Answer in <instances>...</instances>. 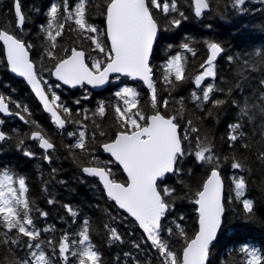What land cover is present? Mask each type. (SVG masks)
I'll use <instances>...</instances> for the list:
<instances>
[{"label":"trees","instance_id":"16d2710c","mask_svg":"<svg viewBox=\"0 0 264 264\" xmlns=\"http://www.w3.org/2000/svg\"><path fill=\"white\" fill-rule=\"evenodd\" d=\"M208 2L209 10L199 17L195 15L192 0H177L178 12H183V17L178 12L170 13L168 17L160 15L159 12L155 13L161 27L160 39L151 58L155 71L153 78L157 80L158 98L161 101L156 110L167 116L177 115L179 112L178 120L182 130L186 129L187 121L192 120L199 128L201 138L206 137L213 145L215 154L220 157V173L225 183V213L217 239L211 246L208 264H244L246 257L241 251L244 246L264 253V159L260 158V153L264 151V116L259 113V106L264 105L261 100V95L264 94V84L261 83L264 81V0H246L242 13L232 7L233 0ZM53 4L59 5L61 0H21L27 22L23 31L17 33L13 0H0V29L6 28L17 33L21 39L32 45L31 57L40 75L50 80L51 85L47 86H51L60 96V101L72 110L70 119L80 123L67 122L63 129L55 127L26 84L9 73L0 43V95L26 106L30 115L23 112V108L17 109L14 104H9L13 112L20 111L31 121L25 123L18 117L5 118L0 114V119L4 121L0 128L10 137L0 142V168L11 169L17 176L26 179L27 196L32 207L30 215L36 227L52 228L51 231L42 233L45 241H58L65 231H79V221L87 219L92 242L102 254V264H128L123 255L125 252H132L142 264H159L157 253L150 250L149 245H142L140 252L132 247V241L140 242L144 239L142 230L105 195L98 179L84 174L80 166L86 165L92 156L98 157L100 161L110 159L99 145L114 138L119 131L112 109V105L120 103L115 92L124 86L134 88L140 94L143 112L148 115L154 111L149 90L141 82H132L128 77H120L119 80L114 77L106 88L99 91H92L86 86L74 90L55 88L48 71L55 61L45 56L46 41L40 32V26L46 24L49 7ZM97 4L104 5L102 0H89L88 17L92 24L103 31L104 16L96 14ZM172 18L181 20L179 27H169L168 21ZM76 39L75 34L66 31L58 41L60 47L56 50L57 55L62 57L63 49L72 46L89 50L90 42L74 44ZM185 42L193 48L195 56L183 52L181 45ZM206 42L219 43L224 50L221 57L214 62L216 78L205 81V85L213 83L217 88L223 89L213 93V99L225 101L215 107L211 103L198 107L192 100V93L200 92L193 81L207 56ZM178 52H183L186 57L187 79L176 82L169 88L162 79V68L166 60ZM257 52L260 54L257 55ZM230 56L233 57L232 62L228 60ZM245 60L247 64L244 63ZM85 96L88 99H84ZM77 100L80 101L79 104L75 103ZM164 100L168 101L166 108L162 106ZM102 101L108 105L105 116L93 115ZM244 101L257 106L252 109L254 121L239 120L237 105L242 106ZM238 120L243 125L239 130L243 136L233 142L229 140V125L237 123ZM81 124L87 126L83 129L89 142L87 155L79 149L70 151L68 147L75 144L77 136L70 137L67 133L74 132L78 135L82 130ZM35 125L55 144V149L48 151L52 157L51 163L43 158L42 151L30 140V134L37 130ZM101 130L105 132L103 137L99 136ZM94 131L96 135L93 139ZM21 140L24 141L22 145L19 143ZM24 151H31L35 155L32 158L26 157ZM76 157H79V163ZM233 160L240 162L242 167L233 169ZM109 167L112 168L115 179L120 182L126 180L120 166L111 164ZM181 168L179 175L167 176V186L175 188L176 192L172 201L174 210L170 211L164 223L166 227H174L172 222L183 216L180 223L186 236L192 238L197 230L195 193L201 189L211 165L198 164L189 156L181 162ZM53 169L56 171L53 172ZM240 177L245 179L246 187L244 195L237 198L235 180ZM49 199L54 203L49 204ZM244 199L253 202L251 213L245 212ZM64 205H70L78 213L79 219L76 223L72 222L73 218ZM41 212H46L47 217L41 216ZM106 224L117 229L124 243L107 238ZM4 233L5 230L0 228V239L7 238ZM8 235L15 238L14 233ZM171 243L180 254L183 239L173 238ZM45 250L50 251L47 247ZM26 256L27 249L20 245L0 244V264H14ZM117 257L120 258L119 261ZM60 264L64 262L60 261ZM68 264H76V259L69 256Z\"/></svg>","mask_w":264,"mask_h":264},{"label":"snow or ice","instance_id":"6c2138e0","mask_svg":"<svg viewBox=\"0 0 264 264\" xmlns=\"http://www.w3.org/2000/svg\"><path fill=\"white\" fill-rule=\"evenodd\" d=\"M195 15L201 16L202 12L209 9L207 0H194ZM246 0H233L232 7L242 13ZM89 0H61V4L49 7L47 22L40 26V32L46 41L44 54L55 63L48 69L60 83L54 87L67 85L72 88L77 86L92 85L103 86L109 82L112 74H117L116 79L125 76L133 80L142 81L149 90V98L153 111L152 115H145L139 100V92L129 86H124L115 92V97L120 103L112 105L119 131L114 138L99 146L110 157L107 161H100L92 156L88 163L81 164V171L91 177L97 178L106 196L114 204L128 214L137 223L144 234L140 242L132 241V247L137 252L142 251V245H149L150 250L157 253L159 264H208L209 254L213 242L217 239L218 231L222 227L225 207L222 199L223 182L220 174L221 159L215 154L214 147L206 137L201 138L199 128L192 120L187 121L186 129H181L178 115L167 116L156 110L161 101L158 98L157 80L151 63L154 46L158 44L161 27L155 13L159 12L164 17L170 13L178 12L177 0H106L101 7L104 16L105 29L101 31L92 24L88 17ZM15 28L17 33L23 31L27 22L22 11L21 0H13ZM38 12L39 9H36ZM180 17L183 12H178ZM62 18V19H61ZM169 27H179L180 19L172 18L168 21ZM211 27V25H209ZM75 34L74 44L82 41L90 42L86 51L82 47L64 48V55L58 56L56 50L60 47L59 39L65 32ZM17 33L8 29H0V43L10 71L23 77L34 90L43 104L44 109L50 113L51 120L60 129L65 128L67 122L72 121V110L60 101V96L47 86V81L40 75L36 64L30 59L31 44L21 39ZM209 55L201 71L194 77V86L200 92L192 93V100L197 106L211 103L214 107L225 103L224 100L213 99V93L223 91L213 83L216 72L214 62L223 52L219 43L206 42ZM171 47V46H170ZM183 52L195 56V51L189 43L181 45ZM183 52H178L168 58L162 68L164 84L172 88L176 82L187 79L186 57ZM95 53V55H93ZM260 53L257 52V55ZM232 62L233 57H228ZM247 64V61H244ZM264 84V81L261 82ZM44 85V86H42ZM84 99H88L87 96ZM264 101V94L261 95ZM14 104L17 109L29 113L26 106L14 102L10 97L0 95V114L16 115L25 123H30L20 111L13 113L9 104ZM79 104L80 101H75ZM182 103V100H181ZM236 104V101H233ZM163 107L168 106V101L162 102ZM108 105L103 101L97 106L93 115L104 117ZM239 120L254 121L252 109L257 107L244 101L242 106L237 105ZM182 111V109H181ZM259 113L264 116V105L259 106ZM30 115V113H29ZM79 115V112H77ZM85 119H88L85 116ZM229 125L230 141L242 138L239 122ZM4 121L0 119V125ZM37 130L31 133L30 138L39 142V147L46 153L44 159L51 163L49 150L55 149V144L35 125ZM86 125L81 124L77 133H67L70 137L77 136L75 144L69 145V150L79 149L83 154H89V142L86 136ZM99 128V125H96ZM195 133L196 135H192ZM93 132V139L95 138ZM99 136H105L104 131ZM10 137L0 130V142ZM21 145L23 140L19 142ZM187 144V146H186ZM247 147V145H244ZM26 157L32 158L35 154L24 151ZM193 157L198 164L211 165L210 172L202 183L201 189L195 193L194 203L197 205L198 231L193 238H188L180 223L184 218L178 217L172 223L174 227H166L165 221L170 211L174 210L172 201L175 199V188L167 186L168 174L179 175L182 171L181 162L186 157ZM264 159V151L260 153ZM79 163V157H76ZM111 164L122 167L126 180L119 182L113 175ZM233 169H240L241 163L233 160ZM53 172L56 170L53 169ZM246 183L243 177L235 180L236 197L244 195ZM28 187L23 176H17L8 168H0V228L5 230L6 239H0L2 245H20L27 249L26 258L19 259L14 264H68L69 256L76 259V264H102V254L91 239L90 223L87 219L80 220V230L69 233L63 232L58 241H45L42 233L51 231L52 228L39 229L36 227L30 213L32 211L30 200L27 196ZM49 204L54 203L48 200ZM253 202L243 200L245 212H252ZM66 211L73 218V223L79 219L78 213L70 205H64ZM41 216L47 217L46 212ZM107 238L110 241L124 243L121 234L115 227L105 225ZM14 233L15 238L9 236ZM182 238L183 246L180 254L174 250L171 240ZM26 238V239H24ZM50 249L46 251L45 248ZM241 251L245 254L244 264H264V253L244 246ZM128 264H142L132 252L123 253ZM119 257L117 260L119 261Z\"/></svg>","mask_w":264,"mask_h":264},{"label":"water","instance_id":"95a60500","mask_svg":"<svg viewBox=\"0 0 264 264\" xmlns=\"http://www.w3.org/2000/svg\"><path fill=\"white\" fill-rule=\"evenodd\" d=\"M208 2V1H207ZM192 6H193V8H194V10H195V3H194V0H192ZM207 10H209V9H206V10H204V11H207ZM203 11V12H204ZM202 12V13H203ZM104 24H105V20H104ZM105 27H106V25H105ZM2 44V43H1ZM3 46V45H2ZM222 47V46H221ZM154 48H155V46H154ZM223 49V48H222ZM223 52H224V50H223ZM223 52L217 57V59L216 60H218L219 59V57H221V55L223 54ZM29 55H30V59H32L31 58V53H29ZM153 55V54H152ZM208 55H209V52H208V49H207V56H206V58H205V60L207 59V57H208ZM5 60H6V58H5ZM204 60V61H205ZM204 61L202 62V64L204 63ZM7 63V62H6ZM35 63V62H34ZM7 68H8V71H9V73L10 74H12L13 76H15V77H17V78H19V79H22L25 83H26V85L28 86V88L30 89V91L33 93V95L35 96V98L37 99V101L39 102V104L41 105V107H42V109H43V111L44 112H46V113H48L45 109H44V107H43V104H42V102L40 101V99H39V97H37L36 96V94H35V92H34V90L31 88V86L27 83V81L23 78V77H20V76H18L17 74H14V73H12L11 71H10V69H9V67H8V65H7ZM117 74H112L110 77H109V82H110V79L113 77V76H116ZM52 78L54 79V80H56L55 79V77L52 75ZM131 81H136V80H133V79H131V78H129ZM57 81V80H56ZM139 81V80H138ZM59 82V81H58ZM109 82L108 83H106L105 85H103V86H98V87H93L92 85H87L88 87H90L92 90H95V91H98V90H102V89H104V88H106L107 86H108V84H109ZM140 82H142V81H140ZM143 83V82H142ZM144 85V84H143ZM43 86V85H42ZM64 86H66V87H69V88H71V89H74V88H72V87H70V86H67V85H64ZM145 87H146V85H144ZM76 88V87H75ZM147 88V87H146ZM49 115H50V113H48ZM153 113H150V114H148V115H152ZM3 115V114H2ZM4 117H10V116H12V115H3ZM16 116V115H15ZM170 116H172V115H170ZM19 118V117H18ZM52 121V120H51ZM53 122V121H52ZM58 127V126H57ZM107 142V141H106ZM38 147H39V145H38ZM40 148V147H39ZM41 149V148H40ZM102 149V148H101ZM43 150V149H42ZM107 154V153H106ZM47 161V160H46ZM121 169H122V167H121ZM123 171V170H122ZM210 172V171H209ZM125 174V173H124ZM209 174V173H208ZM221 174V173H220ZM125 176H126V174H125ZM208 176V175H207ZM205 179H207V177L205 178ZM221 180H222V182H223V189H222V199H223V203H224V188H225V183H224V179H223V177H222V175H221ZM120 182V181H119ZM100 183V182H99ZM102 186V185H101ZM105 193V192H104ZM105 195H106V193H105ZM117 207V206H116ZM197 205H196V209H195V211H196V213H197ZM118 208V207H117ZM119 209V208H118ZM121 210V209H120ZM121 211H123V210H121ZM124 212V211H123ZM124 213H126V212H124ZM127 214V213H126ZM128 215V214H127ZM130 217V216H129ZM131 218V217H130ZM133 219V218H132ZM134 220V219H133ZM198 213H197V230H196V232L198 231ZM220 231V230H219ZM219 231H218V233H219ZM195 232V233H196ZM195 235V234H194ZM194 235H193V237H194ZM217 236H218V234H217ZM192 237V238H193Z\"/></svg>","mask_w":264,"mask_h":264},{"label":"rangeland","instance_id":"374dc122","mask_svg":"<svg viewBox=\"0 0 264 264\" xmlns=\"http://www.w3.org/2000/svg\"><path fill=\"white\" fill-rule=\"evenodd\" d=\"M103 1V3L105 4L106 3V0H102ZM103 5L102 4H97L96 5V14H98V15H100L101 14V7H102ZM161 15V14H160ZM100 29V28H99ZM101 31H102V28L100 29ZM47 84H48V82H47ZM1 129V128H0Z\"/></svg>","mask_w":264,"mask_h":264},{"label":"flooded vegetation","instance_id":"af4514ba","mask_svg":"<svg viewBox=\"0 0 264 264\" xmlns=\"http://www.w3.org/2000/svg\"><path fill=\"white\" fill-rule=\"evenodd\" d=\"M56 85V83L54 84V86ZM61 87H64V86H62L61 85ZM60 88V87H59ZM66 89H68V88H66ZM52 123V122H51ZM53 124V123H52ZM48 138V137H47ZM31 141L34 143V145H35V147L37 148V149H40L39 147H38V141L37 140H32L31 139ZM41 151H42V153L45 155L46 153L42 150V149H40ZM50 151V150H49ZM48 154V153H47Z\"/></svg>","mask_w":264,"mask_h":264}]
</instances>
